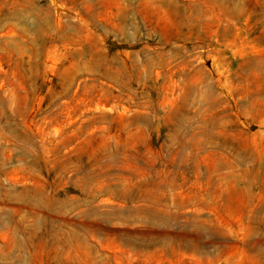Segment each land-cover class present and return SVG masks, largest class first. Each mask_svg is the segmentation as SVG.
<instances>
[{
	"label": "rangeland",
	"instance_id": "1",
	"mask_svg": "<svg viewBox=\"0 0 264 264\" xmlns=\"http://www.w3.org/2000/svg\"><path fill=\"white\" fill-rule=\"evenodd\" d=\"M0 264H264V0H0Z\"/></svg>",
	"mask_w": 264,
	"mask_h": 264
}]
</instances>
